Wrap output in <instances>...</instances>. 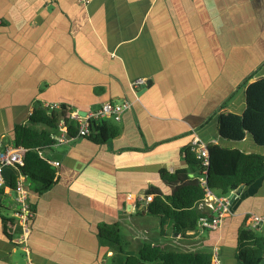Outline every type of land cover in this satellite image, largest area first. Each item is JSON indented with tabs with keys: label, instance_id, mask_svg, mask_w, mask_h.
Masks as SVG:
<instances>
[{
	"label": "crops",
	"instance_id": "0c3cea01",
	"mask_svg": "<svg viewBox=\"0 0 264 264\" xmlns=\"http://www.w3.org/2000/svg\"><path fill=\"white\" fill-rule=\"evenodd\" d=\"M260 76L264 0H0V148L38 102L86 112L132 101L119 120L105 118L118 127L109 140L69 135L41 150L58 164L47 189L25 180L33 211L25 243L13 188L3 187L0 264H118L123 251L99 234L105 224L120 239L134 235L137 249L167 247L146 190L165 196L179 183L163 170L200 178L186 156L196 138L264 153L252 134L226 140L217 129L221 111H244L246 84ZM138 77L147 82L133 90ZM229 202L217 228L177 233L191 241L184 250L216 248L222 264H238L240 225L264 213V175Z\"/></svg>",
	"mask_w": 264,
	"mask_h": 264
},
{
	"label": "trees",
	"instance_id": "16d2710c",
	"mask_svg": "<svg viewBox=\"0 0 264 264\" xmlns=\"http://www.w3.org/2000/svg\"><path fill=\"white\" fill-rule=\"evenodd\" d=\"M245 95L246 107L242 113L221 111L218 114V134L226 140H240L246 132H250L256 143L264 145V76L247 83ZM70 110L72 107L64 102L57 107L38 102L33 106L27 122L14 124L11 142L24 148L23 164L3 168L6 175L0 194L5 185L14 188L20 173L38 184L40 190L47 189L54 182L56 168L40 152L53 145L60 119L66 124L70 136L77 135V120L66 116ZM117 133L118 127L105 118L90 119L89 133L85 136L95 141H107ZM207 149L206 166L202 165L196 152L189 148L186 150L189 164L197 167L199 174L205 175V185L199 178L188 177L184 170L171 173L163 170L165 180L179 179V183L165 196H161L155 188L146 190V194H153L152 200L147 201L145 206L146 212L171 220L172 229L186 237H190L195 230L209 229L201 226V218L210 216L207 207L201 205L207 188L226 194L238 185H248L264 175V153L245 151L219 142H208ZM99 234L123 251L124 256L118 264H211L212 249L209 248L184 250L167 248L160 243H144L136 251H126L121 250L120 235L112 229V225H102ZM235 258L238 264H261L264 259V234L243 222L238 229Z\"/></svg>",
	"mask_w": 264,
	"mask_h": 264
},
{
	"label": "built area",
	"instance_id": "2783aa9c",
	"mask_svg": "<svg viewBox=\"0 0 264 264\" xmlns=\"http://www.w3.org/2000/svg\"><path fill=\"white\" fill-rule=\"evenodd\" d=\"M87 2L88 0H82ZM147 82L145 77H138L130 81V85L133 90H137L140 86H144ZM58 104H53L57 106ZM132 101L129 99L122 100H107L100 103L97 107L84 112L81 114L79 110L72 109L67 111L66 116L76 119L78 122L77 126V135L85 136L89 133V122L90 119L102 120L103 118L111 117L115 121L119 120L122 113L130 108ZM67 126L64 123L63 119H60L58 122V133L54 135L55 141L53 144L60 143L66 140ZM193 148L196 151V155L200 158L202 165L206 166L208 164V149L207 142H204L200 139H194ZM23 153L24 148L20 145H9L4 148H0V186L4 185V175L3 168L7 165H22L23 164ZM41 153V152H40ZM48 160V159H47ZM51 164H58V161H50ZM206 171V168H203V172ZM25 175L19 174L15 186L13 188L14 198L18 202V209L15 211V217L21 226V234L19 241L26 242L29 234V218L33 215V211L30 208L28 202V192L25 187ZM200 182L205 185L206 178L202 174L199 178ZM146 201H150L153 198V194H146ZM229 197L227 194L217 193L212 189L207 188L203 202L201 204L207 207L209 210L210 216H205L201 218V226H205L209 229L217 228L222 218L230 211L229 207ZM247 224L257 231L260 230L264 234V213H254L250 212L248 215ZM259 232V231H258ZM211 264H222L220 255L216 248L212 250ZM264 264V259H263Z\"/></svg>",
	"mask_w": 264,
	"mask_h": 264
},
{
	"label": "rangeland",
	"instance_id": "374dc122",
	"mask_svg": "<svg viewBox=\"0 0 264 264\" xmlns=\"http://www.w3.org/2000/svg\"><path fill=\"white\" fill-rule=\"evenodd\" d=\"M0 147H2V145H0ZM49 149L44 150V153L48 152ZM227 195L230 194V192L226 193ZM153 218V220H155L156 222V226L158 228L159 225V220L155 217H151ZM168 222V223H166ZM163 227H164V231H166L167 233V248H174V249H185L187 246H189L191 244V241L189 239H185L184 237L180 236L177 234L176 231H174L173 229H171L172 226V221L164 218L163 222ZM17 231V230H16ZM16 231L14 232V235L16 234V236L18 235V232L16 233ZM259 232H261L260 230H258ZM134 237V235H124L122 236V248L124 250H133L135 251L137 249V244L134 242V240H132V238ZM165 237L162 236V239H164ZM24 243V242H23ZM193 244V243H192ZM120 256V260L123 258L124 254L121 253L119 254Z\"/></svg>",
	"mask_w": 264,
	"mask_h": 264
},
{
	"label": "water",
	"instance_id": "95a60500",
	"mask_svg": "<svg viewBox=\"0 0 264 264\" xmlns=\"http://www.w3.org/2000/svg\"><path fill=\"white\" fill-rule=\"evenodd\" d=\"M81 114H84V112H81ZM248 133H250V132H248ZM66 137H69V134L68 133L66 134ZM243 187H244V184H240L236 188H234L233 190H231V192L229 194L230 201H232L233 198H235L237 195L240 194V192L242 191Z\"/></svg>",
	"mask_w": 264,
	"mask_h": 264
}]
</instances>
